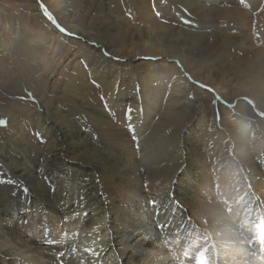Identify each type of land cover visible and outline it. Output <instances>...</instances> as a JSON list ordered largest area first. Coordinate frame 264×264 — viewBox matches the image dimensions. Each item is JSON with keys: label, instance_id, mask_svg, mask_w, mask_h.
Returning <instances> with one entry per match:
<instances>
[{"label": "bare ground", "instance_id": "bare-ground-1", "mask_svg": "<svg viewBox=\"0 0 264 264\" xmlns=\"http://www.w3.org/2000/svg\"><path fill=\"white\" fill-rule=\"evenodd\" d=\"M73 1L75 6H66L67 13L80 11L84 0H69ZM130 1L136 14L144 18L149 17L153 5L162 16L167 14L175 27L163 29L157 36L163 44L177 46L180 54L171 57L163 53L162 45L156 46L149 37L134 32L120 36L113 29L116 24L99 28L97 35L105 37L108 44L116 43V51L127 58L160 57L142 78L126 77L125 81L113 62L106 68L100 57L93 60L89 74L116 95L119 106L112 101L106 110L99 111L89 107L79 94L68 96L109 145L101 146L95 137L88 139L71 120L59 116L57 107L43 109L39 99L36 108L44 118L37 121L36 135L48 134L52 138L49 152H55L32 166L24 156L22 163L15 161L18 155L13 150L9 157H2L6 141L0 139V162L10 170L14 183L16 179L23 181L0 194V264H198L201 252L207 264H264V244L258 239L264 224V121L252 114L255 111L264 116V47L254 44L252 33V24L264 22V11L252 14L254 0H243V7L237 5L238 0ZM35 2H15L30 5L28 17L21 20L32 24L31 30L44 39L53 36L62 44L70 41L55 33L37 7L40 3ZM29 14L36 15L31 19ZM48 14L57 21L51 12ZM186 26L197 33H190ZM68 27L77 36L89 37L90 31L78 24ZM49 28L53 31L50 34L45 30ZM204 35L219 45L220 53L213 58L214 46L209 43L206 52L211 57L201 67L204 74H200L191 71L200 60L194 61L184 47ZM187 38L188 42L184 41ZM59 45L43 43L21 58L29 63L26 69L32 78L27 80L34 88L31 92H39L48 69L56 63L55 57L62 58L64 46ZM76 47L85 50L80 44ZM172 60L201 82L211 83L219 72L230 82V87L219 88L220 95L248 118L223 108L214 114L213 107L209 111L201 106L197 112L199 105L187 100L189 85ZM122 87L121 93L118 90ZM163 92L168 99L163 113L157 116L156 106ZM240 98H247L253 111L238 102ZM117 107L131 112L125 121L136 136L134 140L126 131L111 129L103 137L105 112ZM2 108L0 117L9 124L0 125V132L15 121L10 128L23 134V121L15 120L21 107L11 104ZM192 113L194 121L179 137ZM153 119L158 120L154 125ZM56 124L65 127L66 136L56 138L51 133ZM39 180H45L48 187L40 190Z\"/></svg>", "mask_w": 264, "mask_h": 264}, {"label": "rangeland", "instance_id": "rangeland-1", "mask_svg": "<svg viewBox=\"0 0 264 264\" xmlns=\"http://www.w3.org/2000/svg\"><path fill=\"white\" fill-rule=\"evenodd\" d=\"M17 1L20 0H0V108L3 107L6 109V107H9L11 104H18L21 107V110L15 120L18 122L23 121L24 125L22 123L20 125V129H23L24 133L19 135L15 130H13V128H10L15 124V121H12L13 123L11 122V125L8 126L10 129L7 126L1 129L0 139L6 141L4 145L6 147L3 149L4 155H2V157H9V155H11L10 150H13L18 155L15 161L22 163L23 160L21 159L23 158L22 156H24L26 160L32 161V166H37V162L42 161L48 155L51 156L52 153L55 152H49L52 150L50 142L52 138L48 134L40 132L36 135L37 121L44 118L39 115L36 99L42 101L41 106L43 109H52V107H57V113L60 117L71 120L76 127L83 130L85 133L84 136L87 135L88 139L95 137V140L98 141L101 146H103V144L106 146L109 145L108 140L104 137V134L110 129L111 131H118L119 133L126 131L129 135V139L134 140L136 136L134 135V132L130 130L131 127L129 124L125 121V119L131 115V112L129 113L124 110L125 108L121 109L120 107H117V109L112 111L105 112L107 124L102 131L105 139V141H103V139L98 136L99 132L96 125L92 123L86 114L78 110L75 102L70 100L68 96L74 97L73 95L79 94V97H83L85 103H87L89 107L99 111L106 110L107 106L109 103H112V101L115 102L116 106H119L121 102L116 98V95L110 90H105L99 81V78H94L89 74V69L93 60L99 59L100 57L102 65L104 67L107 66L106 68L111 66V62H113L120 68L122 73L121 78L125 81L126 77H130L133 80H139L142 78L143 73L149 71L153 67L155 61H157L158 58L160 59V57L156 58L141 55L133 58H127V56L122 52L116 51V43L115 45L110 43L108 44L105 37L97 35L99 32L98 29H108L112 27L111 25L116 24V27L113 29H117V33H119L120 36L124 37L129 35V32H134L135 35L140 34L147 36L152 44L156 46L162 45L164 47L163 53H166L171 57H178L180 51L177 46H170V44L167 43L163 44V39L157 36L158 33L163 32V29L171 31L175 27L167 17V14L163 16L162 14L157 15L158 10L153 5L149 9V17L144 18L143 16L136 14L137 12L134 6H132L133 3L130 0H84L81 3V7L79 9L80 11L77 13H75V11L73 13H67V10H65L66 6H75L74 1L70 3L69 0H62V3H58L55 0H48L49 3L46 4L43 0H38L40 4H38V6L36 5L37 7H39L43 1L49 11L56 16L57 21L54 19H52L53 21L48 20V22L53 26V30L56 31L55 33L70 39V41L62 44L60 39H58V41L55 39V41L53 40V36L51 38L44 39L41 35L35 33L34 30H31L33 29L31 27L32 24L25 23L21 20L23 17H28L27 9L30 8V5L28 6L23 3L16 4L15 2ZM31 1L33 4H37L35 2L37 0ZM139 1L142 4L145 3V0ZM148 1L151 2V4L154 3V0ZM168 4L170 5V2ZM243 4V0H238L237 5L239 7H243ZM253 4L255 5V9L251 11L252 14L256 15L257 10L264 11V0H254ZM169 5L168 7L170 8L171 5ZM39 8H41V6ZM105 12L107 13L105 14ZM35 15L36 14H29V17L33 19L32 17ZM38 20L39 19H37V21ZM154 23L157 24L155 27H152L151 24ZM74 24H78L80 27L90 31L88 35L89 37L84 39L82 38L83 35L77 36L73 33L68 26H74ZM36 25L39 27V23H36ZM159 26L162 28H159ZM61 27L66 30L64 33L59 31V28ZM252 27L254 44L257 47H264V22L262 21L259 25L252 24ZM185 29L190 33H197L198 31L188 26H186ZM45 30L48 34L53 32L50 28ZM258 39L262 42H259ZM74 41L75 43H71ZM184 41L188 42V38ZM50 42L53 46L55 42L60 43L58 47L64 46L63 50L65 52L62 54V58L55 57L57 58L55 59L56 63L52 68L48 69L49 71L42 82L43 84H41L38 89L39 92H31L34 91L32 90L34 88L28 84V81L31 82L32 78L29 77L30 74L26 69L29 63L21 58L28 55L27 52H29V50L35 49V47L38 46L41 48L43 43H48L50 45ZM209 43L214 46V53L212 54V57L215 56V54H219V45L213 41L209 35L201 36L194 42L189 41L188 45L184 47L186 53H189L191 57L193 56L192 59H194V61L200 60L198 63L199 65H194L191 68V71L195 70V73L198 72L201 74V67L208 64V60L211 57V55L209 56L208 52H206ZM76 44H80L82 47H85V50L78 49ZM86 52H89L92 58L88 56ZM222 55H226L225 52H223ZM234 57L230 60L234 59ZM201 61L203 63H201ZM172 63L176 69L178 68L180 70L182 76L187 81L189 89L185 94L187 96V100L199 105L197 112H201V106H204V108L207 107L209 111H211V108L213 107L212 109L215 111L214 114L219 113L220 108H223L232 115L239 114L240 116L246 117L245 114H240L241 112L236 106L228 105L226 103L228 100L226 101L222 98L221 90L219 91V88L222 87L223 89L228 88V86L230 87V82L221 78L222 75L220 76L219 72L212 76L211 83L201 82L195 78L193 79L191 71L182 69L177 61L172 60ZM126 74H128V76H126ZM68 75H71V77H68ZM73 79H76V82L73 83L71 81ZM126 83L127 81L124 84ZM24 84L27 86L28 90H26ZM123 90L124 88L122 87V89L118 91H121L122 93ZM229 90L231 89L229 88ZM133 93L134 92L130 93L131 98H133ZM167 99V93L163 92L161 100H159L156 106L157 116H160V114L163 113L162 111ZM238 102H243L253 111L254 106L249 100H247V98H240L238 99ZM122 103L126 104L127 101L124 100ZM139 104L141 106L142 104L144 105L142 98H140ZM185 110L192 112L189 108H186ZM242 112L245 113V111ZM195 113H192V116L186 120L182 131L178 132L179 137L183 136L185 132L184 129L187 125L194 121L193 119ZM261 113L264 114L262 111ZM252 114L259 120L264 121V116L261 114H258L255 111H253ZM0 118H3V121L6 119L3 116ZM156 120L157 119H153L151 124L154 125L157 123L158 120L157 122ZM251 123L257 125L254 120H252ZM8 124L9 122L6 123V125ZM169 126L170 125H168V127ZM156 130L158 129L156 128L151 131L154 132ZM262 130L264 131L263 127ZM166 131L170 130L166 127ZM51 133L54 134L56 138L67 135L65 127L58 124L54 126V130H52ZM169 134L170 133H165L164 136L172 137V134ZM53 150H56L55 147ZM79 162H81V160H79ZM9 171L10 170L0 162V194H3L4 191L10 188L11 185L18 186V184L23 183L21 179H16V182L14 183L13 179L9 175ZM46 187H48V185L45 180H39L38 188L40 190H44Z\"/></svg>", "mask_w": 264, "mask_h": 264}, {"label": "snow or ice", "instance_id": "snow-or-ice-1", "mask_svg": "<svg viewBox=\"0 0 264 264\" xmlns=\"http://www.w3.org/2000/svg\"><path fill=\"white\" fill-rule=\"evenodd\" d=\"M41 11L43 12V13H45V15H46V18L49 20V21H52V19H53V17L51 16V15H49L48 13H49V9L47 8V6L44 4V3H42L41 2ZM157 15H160V13L158 12L157 13ZM59 31L61 32V33H64L66 30L64 29V28H59ZM5 122L3 121V120H0V125H3ZM152 204H153V207H155V202L154 201H152L151 202ZM229 211H231V210H229ZM85 215H87V213H85ZM207 221H205V223H206ZM258 239H259V242L261 243V244H264V224H262L261 225V227H260V234H259V237H258ZM62 255V254H61ZM185 256H187V252H185ZM198 264H207V260L204 258V254L201 252L200 254H199V259H198Z\"/></svg>", "mask_w": 264, "mask_h": 264}]
</instances>
